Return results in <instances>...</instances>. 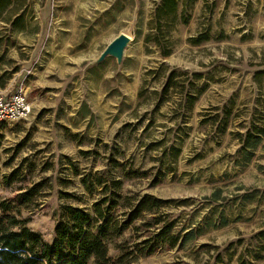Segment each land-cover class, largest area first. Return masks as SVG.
I'll return each mask as SVG.
<instances>
[{
    "label": "rangeland",
    "instance_id": "rangeland-1",
    "mask_svg": "<svg viewBox=\"0 0 264 264\" xmlns=\"http://www.w3.org/2000/svg\"><path fill=\"white\" fill-rule=\"evenodd\" d=\"M158 1L2 0L0 93L21 89L31 107L0 122V198L38 182L17 226L49 243L65 205L93 216L96 175L120 178L129 203L170 199L158 210L173 229H196L121 264H264V134L247 161L237 153L238 133L264 126V0H177L156 29ZM117 32L129 36L120 64L88 65ZM112 160L146 174L125 178ZM120 202L119 220L129 204ZM133 235L129 224L108 253Z\"/></svg>",
    "mask_w": 264,
    "mask_h": 264
},
{
    "label": "trees",
    "instance_id": "trees-1",
    "mask_svg": "<svg viewBox=\"0 0 264 264\" xmlns=\"http://www.w3.org/2000/svg\"><path fill=\"white\" fill-rule=\"evenodd\" d=\"M5 3L0 0V8ZM177 0H159L154 7L153 18L155 27L159 29L160 20L176 12ZM208 35L198 34L190 38L191 43H198ZM150 34H145L149 39ZM155 43L158 40L155 38ZM168 49H161V54H168ZM171 75L166 77L165 86L168 85ZM191 101L195 95H189ZM264 134L263 125L251 124L244 133H238L240 146L237 153H242V159L247 161L252 155L253 148L258 144L260 135ZM74 135V134H73ZM174 153L177 147L173 148ZM112 166L119 169L125 178L145 175V171L138 168H125L124 163L112 160ZM163 172L157 169V175ZM83 186L87 187L85 176H81ZM158 177L151 178L152 183L158 182ZM96 184L101 186L99 196L92 204L93 216L78 206L65 205L63 213L53 225V238L49 243L41 242L39 233L26 226H17L20 219L17 214L25 201L31 200L32 194L40 187L38 182L33 183L23 191L16 192L12 197L0 198V264H121L134 260L139 256L153 253L160 245L167 247L176 243L190 240L196 229L189 227L186 230L173 229L174 218L167 212L158 208L170 201L151 194L135 196L129 203L128 197L120 196L118 189L120 178H112L109 183L104 182L100 175L94 178ZM216 188L213 193H218ZM128 206L123 210L121 220L113 214L116 206H121V200ZM225 222V218H221ZM131 224L135 237L114 242L116 254L108 253L107 243L113 237ZM17 226L16 228H13ZM261 237L260 251L264 250V231L259 230ZM262 254L255 252V258Z\"/></svg>",
    "mask_w": 264,
    "mask_h": 264
},
{
    "label": "built area",
    "instance_id": "built-area-1",
    "mask_svg": "<svg viewBox=\"0 0 264 264\" xmlns=\"http://www.w3.org/2000/svg\"><path fill=\"white\" fill-rule=\"evenodd\" d=\"M30 102L21 89L0 93V122L24 119L30 111Z\"/></svg>",
    "mask_w": 264,
    "mask_h": 264
},
{
    "label": "water",
    "instance_id": "water-1",
    "mask_svg": "<svg viewBox=\"0 0 264 264\" xmlns=\"http://www.w3.org/2000/svg\"><path fill=\"white\" fill-rule=\"evenodd\" d=\"M129 42V36L123 32H117L113 35L105 45L99 50V52L90 59L87 64L93 65L99 63L105 56H112L117 64H120L124 48Z\"/></svg>",
    "mask_w": 264,
    "mask_h": 264
}]
</instances>
